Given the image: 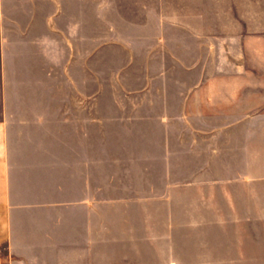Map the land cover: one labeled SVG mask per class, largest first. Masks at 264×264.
I'll list each match as a JSON object with an SVG mask.
<instances>
[{"label":"rangeland","instance_id":"obj_1","mask_svg":"<svg viewBox=\"0 0 264 264\" xmlns=\"http://www.w3.org/2000/svg\"><path fill=\"white\" fill-rule=\"evenodd\" d=\"M18 1L0 12L9 139L88 167L75 264H264V45L222 47L216 16L190 30L180 0Z\"/></svg>","mask_w":264,"mask_h":264},{"label":"crops","instance_id":"obj_2","mask_svg":"<svg viewBox=\"0 0 264 264\" xmlns=\"http://www.w3.org/2000/svg\"><path fill=\"white\" fill-rule=\"evenodd\" d=\"M180 1L183 2V10L187 12L190 30L192 26L203 23L204 33L211 38L214 32L211 17H218L220 29L215 32L221 34L217 37L223 42L222 47L264 45V0ZM114 5L117 4H108ZM10 7L27 11V4L24 2L0 0L1 13L9 12ZM202 18L205 19L201 20ZM192 19L195 20L194 23L191 22ZM1 53L3 46H0ZM5 82L4 63L0 61V264H3L1 248L8 252L9 264L86 262L88 257H84L80 249L89 245L88 238L83 240V232L89 231V218L84 223L77 213L82 210L84 202L88 206V167L78 165L61 169L53 162L54 159L50 162L47 157L37 158V152L20 155L19 150L23 149L12 144L9 139ZM34 148L37 149V145ZM62 200L71 206L65 218H60L61 223L68 226V232L65 241H57L53 238V223L59 220V205L63 203ZM58 244L71 247L68 250L70 255L58 256L55 249ZM39 248H43V254H40Z\"/></svg>","mask_w":264,"mask_h":264}]
</instances>
